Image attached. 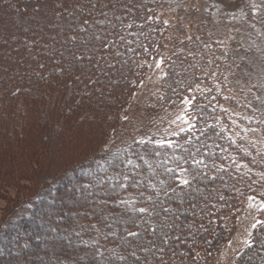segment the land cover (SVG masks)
<instances>
[{
	"label": "trees",
	"instance_id": "16d2710c",
	"mask_svg": "<svg viewBox=\"0 0 264 264\" xmlns=\"http://www.w3.org/2000/svg\"><path fill=\"white\" fill-rule=\"evenodd\" d=\"M36 1L41 0H22L25 7ZM43 1L44 21L39 22L40 12L30 17L35 23L31 26L24 24L25 17H18L21 24L10 25L13 33L6 28L5 37H0V42L4 41L0 43V153L21 142L19 134L6 130L4 122L17 126L13 122L22 120L20 114L24 115L27 107L34 109L37 126L42 121L36 111L40 105L49 115L47 130L51 128L47 124L60 118L63 124L71 125L65 135L72 137L74 146L66 155L72 156L75 164L67 169L71 173L89 172L77 180L80 188L92 191L87 204L79 197L76 203L80 213L64 224L76 240L82 241L78 248L83 252L77 256L59 245L57 250L65 252L61 258L73 257L69 264H211L232 239L240 198L257 187L259 193L264 192V174L259 175L264 173V162L241 149L242 140L234 132V115L220 108L223 90L214 84L225 79L221 68L230 59H242L235 58L232 51L224 55L215 47L216 36L209 29L211 16L199 13V25L188 30L165 17L158 19L160 14L149 0ZM5 16L4 20L0 15L1 23L12 18L11 14ZM163 53L166 73L159 94L147 105L145 126L113 144L148 64ZM215 70L220 74L217 78L212 76ZM184 100L191 101L188 114L194 127L185 132L162 131L166 119L173 115L170 110L180 107ZM156 116L162 118L156 120ZM77 120L86 125L89 134L81 133ZM90 121L99 124L94 126ZM89 126L98 133L92 135ZM47 130L38 133L44 138ZM161 140L173 144L157 143ZM29 152L28 158L26 154L19 162L23 169L29 163L31 168L15 174L8 173L6 165L11 161L0 155V169L6 177L4 183L0 180L2 194L3 187L12 184L22 191L20 181L24 177L31 180L34 173L37 176L33 168L42 165L34 147ZM115 159L119 162L114 163ZM98 163L108 164L94 173ZM57 167L50 175L33 180L34 193L26 192L21 201L12 200L6 215L27 206L38 209L41 204L31 201L45 193L47 178L58 177ZM174 176L187 178L189 183L180 184ZM106 178L110 180L103 185H90L93 179ZM66 181L57 180L52 185L56 188ZM168 213L179 224L164 230ZM24 215L26 220L32 217ZM20 225L24 237L31 230ZM7 230L1 236L8 241L13 233ZM152 252H157L155 260L146 263ZM2 253H6L3 248ZM234 264H264V214Z\"/></svg>",
	"mask_w": 264,
	"mask_h": 264
},
{
	"label": "rangeland",
	"instance_id": "374dc122",
	"mask_svg": "<svg viewBox=\"0 0 264 264\" xmlns=\"http://www.w3.org/2000/svg\"><path fill=\"white\" fill-rule=\"evenodd\" d=\"M149 1L153 3L154 9L158 10L160 14L158 19L161 20L165 17L169 23H180L182 29L187 27L188 30H190L191 28L197 27L200 22L198 21L200 19L199 13L204 17L211 16L209 29L212 30V34L216 36L214 39L218 46L215 47H219L224 55L225 53L226 55H230V51H232L235 58L242 59L240 62L230 59V63L221 68V70H225V79H216L218 82L215 81L216 83L214 84L217 89L222 88L223 90V99L219 104L220 108L226 110L228 115L229 113L230 115H234L233 124L236 129L234 132L238 135L237 138L242 140L241 149L247 153L252 152L254 160L260 159L264 162V0ZM44 2L46 1H36L31 2V4L26 3L25 7V3L23 4L22 0H0V15H2V18L4 19V17H6L5 15L8 14L12 15L9 22H0V37H5L3 31H5L6 28H8V32L13 33V28L10 30V25L12 23L16 26L21 24V20L19 21L18 17H25L30 24L25 21V18L23 19L24 24L26 23L27 26H31L35 23L30 17L34 18L39 15L38 13L40 12L39 22L44 21L46 13V5H44L46 3ZM22 7H25L26 10ZM3 19H1L2 22H4ZM11 33V37H14ZM54 40L57 41L55 38ZM0 43H4V41ZM169 45L172 46L173 42ZM257 49H260V51H257ZM165 58L166 56L163 53V55H159L148 64L134 99L130 103L129 108L125 110L127 116L122 118L119 124L120 128L118 132H116L117 136H115L116 134L113 136L115 138L113 139L115 142L112 140L113 144H115L116 141L126 140L127 136L138 133L142 127L145 126L147 120L144 121V113L146 112V108H148L147 105L153 103L152 101L155 100V96L159 94L166 73ZM219 75L217 70L212 74L215 78ZM183 102L184 103H182L180 107L170 110L174 111L173 115L169 120L166 119L162 131L169 129L175 131L181 127L185 128L188 126V123H190L188 114L190 103L187 100ZM217 103L218 101L215 102V104ZM39 107L40 109L36 110L37 114L38 112L40 113V119H42L39 126L35 125L36 123L33 120L34 109L32 110L29 107H27L24 115L20 114L22 120L13 122L18 123L17 126L6 121L4 122L6 130H12L14 135L18 133L20 139H22L21 142L7 149L3 155L0 153L2 159H6L12 163V166H9L10 163L6 165L9 168L8 173L15 174L18 171L27 172V170L31 168L30 166L32 165L29 163L28 166L26 165V169H23L20 165L19 158H23L24 160L26 154L28 158V153L30 155L29 148L32 147H34L35 156L40 159L42 167L38 168L39 165H37L33 168L38 174L37 176L35 173L32 174L31 180L26 181L27 178L24 177V180L20 181V186L23 187L22 191L16 189V184H12L6 189L3 187L5 195L0 192V264H69L74 258H61V256L64 257L65 255H62V253L65 252L60 253L61 250H71L76 252L77 256L83 252L82 248H78L82 244V241L76 240V236L71 233L72 231L66 229L64 224L73 214L80 213V209L77 211L78 205L80 204L76 203L79 197L84 198L81 203L85 204H87V199L91 197L88 196V193H91L92 190L80 188L78 182V178L87 176L89 172H69L70 170L67 169V166L72 167L75 164L72 156L70 155L71 157L69 158L66 155L70 154L69 151H72L74 146L73 143H71L72 137L71 139H69L70 137L67 139L68 135H65V133L68 132L67 128L71 131V125L69 124L67 126L63 124V120H60V118L57 121H52L53 123L51 124H47L48 127H51L47 130L46 121L49 115H46V110L41 105ZM93 108L94 107L91 106L96 116L97 114L95 112L97 111ZM162 114H164V112H161V115ZM79 115L80 114H78V116ZM100 118L101 120L104 119L101 115ZM161 118L160 116H156V120ZM78 120V129L81 133L86 135V133H88L87 130H85L86 125L82 122V124L79 123ZM91 124L97 126L99 123L95 121ZM34 130H36V132H34ZM44 130H47L46 132L49 133L48 136L43 133V138L38 132ZM31 131L32 135L29 134ZM88 131H90L92 135L98 133L92 126L88 127ZM53 132L57 135H54ZM36 133L41 137H38L37 141H35ZM74 133H72L71 136ZM87 142L91 141L87 140ZM77 146L79 147L80 144L78 143ZM117 160L115 159L114 163H118L119 160ZM108 163H98L96 167L93 168L94 173L104 169ZM56 167L58 170L55 172V175L61 178L57 179L58 177L56 178L55 176L47 178L46 181L48 184L45 187V189L47 188L46 191L44 190L45 193L37 196L31 201L33 205L41 204L38 209L33 211L27 206L28 208L25 207L17 212L15 211L11 215L12 217L6 215V210L8 206H10L12 200L21 201V199L26 196V192L30 194L33 191L35 180L43 177L44 174L46 176L50 175V171L55 170ZM40 171L42 173H40ZM260 174H264L263 171H260L259 175ZM71 177H73V179L69 180ZM5 179L6 177H3V172L0 169L1 182L4 183ZM57 180L67 181L55 188L52 184ZM109 180L108 178L100 180L93 179L90 181V185H103L105 181ZM255 180L257 181L258 177L255 178ZM49 200H52L53 203L47 204ZM24 214H29L32 217L26 220L25 217H22L25 216ZM263 214L264 192L261 191V193H259L257 187L256 189L254 188L252 193L245 194L240 198L237 222L232 234V239L215 256L211 264H234L235 259L246 247L252 232L256 228V226L253 227V225L258 224L257 221L261 220ZM173 218L172 214H166L163 224L164 230L170 227H177L179 221L176 217L174 218L176 221H173ZM106 222L108 221L106 220ZM19 225L22 228L25 227V229L29 227L31 231L26 232V236L22 237V231L19 229ZM6 230L13 233V239L10 237L7 241L2 237L6 235V233H4ZM51 242L53 243L51 244ZM59 245L62 246L61 250H57ZM2 248L5 250V254L2 253ZM7 253H9L10 257L7 256ZM156 253L157 252H152V255H148L145 262L150 263L149 261L155 260Z\"/></svg>",
	"mask_w": 264,
	"mask_h": 264
},
{
	"label": "snow or ice",
	"instance_id": "6c2138e0",
	"mask_svg": "<svg viewBox=\"0 0 264 264\" xmlns=\"http://www.w3.org/2000/svg\"><path fill=\"white\" fill-rule=\"evenodd\" d=\"M186 99H187V98H186ZM188 102L191 103V101H188ZM193 127H194V126H193L191 123H188V127H187V128L181 127V128L179 129V131H180V132H185V131H188L189 129L193 128ZM157 143H160V144H165V143H166V144H168V145H172V144H173V141H170V140H168V141L161 140V141H158ZM129 162H130V161H129ZM193 163H199V162L194 160ZM167 171L172 172L173 170H172V169H168ZM179 171H180L181 173H184V172H185V169L180 168ZM125 179H127V177H125ZM173 179H175V180H179L180 184L187 185V184L189 183V181H188L187 178H182V177H180V176H174ZM139 211H140V212H144L145 209H139ZM257 223H260V221H257ZM255 226H256V225L254 224L253 227H255ZM129 235L134 236V235H136V234H135V233H129ZM133 255H134V253H133ZM137 264H138V262H137Z\"/></svg>",
	"mask_w": 264,
	"mask_h": 264
}]
</instances>
